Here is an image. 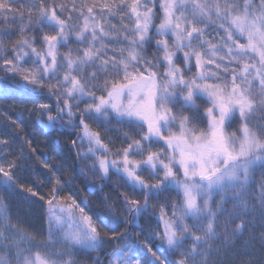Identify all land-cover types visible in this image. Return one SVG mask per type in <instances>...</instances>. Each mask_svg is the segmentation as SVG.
Masks as SVG:
<instances>
[{"label": "snow or ice", "instance_id": "snow-or-ice-1", "mask_svg": "<svg viewBox=\"0 0 264 264\" xmlns=\"http://www.w3.org/2000/svg\"><path fill=\"white\" fill-rule=\"evenodd\" d=\"M16 100L49 152L0 132V264H264V0H0Z\"/></svg>", "mask_w": 264, "mask_h": 264}, {"label": "trees", "instance_id": "trees-1", "mask_svg": "<svg viewBox=\"0 0 264 264\" xmlns=\"http://www.w3.org/2000/svg\"><path fill=\"white\" fill-rule=\"evenodd\" d=\"M26 102L27 104H29V106L30 104L31 105L33 104V101H30V100L24 101V103ZM53 102H54V98H53ZM22 108L23 110H25L26 108L29 109L30 107L28 108L27 106L26 107L23 106ZM23 118L26 119V121H20V124H19L20 140L24 141L25 143L27 142V140H31L34 145L40 148L41 152H49V148L47 147V144L50 138L46 134L47 130L42 129L38 124L35 123L37 119L36 115L32 114L31 116L29 115L27 118L23 116ZM54 136L60 140L62 152L59 155L56 153H52L48 155L47 159L49 162L55 161L56 163H60L61 156L68 152V145H70V140H68V138L65 135H61L59 133L54 134ZM71 163H72V158H69L68 164H71ZM60 174L63 175L65 178H67L70 175V171L67 167H65L61 169ZM87 180L95 181L96 177L88 175ZM84 183H85V176L83 175L77 177V179L74 181L75 186L79 189L81 194L83 196H87V192L84 190ZM89 199H91V197H89ZM92 202L95 203L94 200ZM92 255H96V254L93 253ZM80 259H84L87 261V264H91V261L87 257H80Z\"/></svg>", "mask_w": 264, "mask_h": 264}, {"label": "rangeland", "instance_id": "rangeland-1", "mask_svg": "<svg viewBox=\"0 0 264 264\" xmlns=\"http://www.w3.org/2000/svg\"><path fill=\"white\" fill-rule=\"evenodd\" d=\"M13 103L15 104V107L13 108ZM30 107L28 110H31L32 105L24 103V100H16V101H8L3 102L0 101V132L4 130L5 124H12L13 121H15V125L12 127L7 128V132L12 133L13 135L17 134L20 137L19 132V124L20 121H26V119L29 116V111L23 110L22 107ZM18 126V127H17ZM22 142V140L16 141V148L18 150L19 143ZM24 142V141H23ZM11 202L13 205V211L19 212L21 215H23L24 210L27 208V205L24 204L22 200H20L18 197H12Z\"/></svg>", "mask_w": 264, "mask_h": 264}]
</instances>
